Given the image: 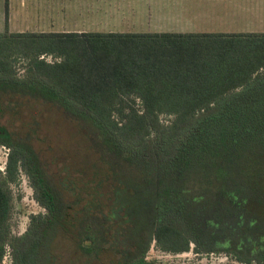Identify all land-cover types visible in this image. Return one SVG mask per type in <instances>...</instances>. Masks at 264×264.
<instances>
[{
	"label": "trees",
	"instance_id": "trees-1",
	"mask_svg": "<svg viewBox=\"0 0 264 264\" xmlns=\"http://www.w3.org/2000/svg\"><path fill=\"white\" fill-rule=\"evenodd\" d=\"M5 14L0 98L62 108L113 179L109 209L97 197L81 209L84 252L112 237L135 248L127 264H152V241L174 254L264 264V247L231 241L264 224V31H21L9 28L8 0ZM13 107L0 101V112ZM0 129L9 149L0 171V264L7 255L30 264L69 225L80 198L66 200L28 137L1 121ZM20 173L43 211L18 234L11 186ZM253 204L262 206L256 218ZM131 219L141 239H124Z\"/></svg>",
	"mask_w": 264,
	"mask_h": 264
},
{
	"label": "rangeland",
	"instance_id": "rangeland-1",
	"mask_svg": "<svg viewBox=\"0 0 264 264\" xmlns=\"http://www.w3.org/2000/svg\"><path fill=\"white\" fill-rule=\"evenodd\" d=\"M35 2L44 3L47 0H8V8L13 9V13L16 14H13V17L9 16L10 30L145 31L166 28L121 24L116 26H89L86 24L84 26H59L48 18L40 19L38 15L39 8ZM218 6L225 7L223 4H218ZM237 8L239 11L237 9L235 11L239 15L224 14L217 7L218 17L224 22L223 25L195 27L192 30L264 31V25H258L264 23V20L261 19L264 17L250 19L251 17L247 14V3H240ZM5 11L6 0H0V31L6 28ZM64 21L67 23L75 22L69 17ZM82 22H86V20H82ZM169 30L175 29L171 28ZM0 101L3 105L5 103L14 105L11 110L5 108L4 111L0 112L1 123L11 133L28 137V141L45 162L49 174L60 186L68 202L80 198V201L72 206L74 209L73 214H71L73 219L69 225L57 229L49 250L42 255L39 252L35 256L36 260L29 258L31 259V261L29 260L30 264H127L128 253H133L135 248L125 247L122 242V244H115L111 242L112 237L105 243L106 247L97 252H84L78 246L81 227L83 226L80 224V218L84 217V212L81 209L88 203H93L95 197L102 203L101 206L104 210L109 209L113 187L110 170L101 160L99 153L92 148L80 122L67 115L62 108L52 102L29 97H13L10 100L0 98ZM8 152L9 149L6 146L0 145V171L6 167ZM11 190L14 202L11 224L13 231L21 234L27 229L31 214L39 213L43 211V208L33 198V189L29 185L25 174L20 173L18 182L11 186ZM188 196L190 195H185L187 200ZM187 200L185 199V201ZM253 206L254 213L252 215L256 218L262 206L258 204H253ZM93 211L96 216H104L103 214H97L95 210H92V213ZM107 216L110 218L109 222H111L113 215L107 213ZM243 220L247 219H240V221ZM137 222L140 225L139 221ZM137 222L134 219L126 222L124 225V239H127V237L129 239H141ZM245 233H250V238L244 237L242 232L234 234L231 241L238 244L243 241L251 247H264V224L262 222L257 220L255 227ZM140 239L138 242H140ZM114 240H116L115 237ZM30 256L34 258L33 254H30ZM147 260L152 264H244L223 253L197 255L193 250L179 254L166 252L161 250L154 241L151 242L147 252ZM1 264H11L10 256L7 255Z\"/></svg>",
	"mask_w": 264,
	"mask_h": 264
},
{
	"label": "crops",
	"instance_id": "crops-1",
	"mask_svg": "<svg viewBox=\"0 0 264 264\" xmlns=\"http://www.w3.org/2000/svg\"><path fill=\"white\" fill-rule=\"evenodd\" d=\"M35 3L39 8L40 19L48 18L59 26H84L85 24L116 26L121 24L166 27L160 30L145 31H212L192 29L223 25L224 22L218 17L217 7L224 14L239 15L237 5L240 3H247L248 9H246L250 19L264 17V0H47L44 3ZM218 4H223L225 7L222 8V5L218 6ZM13 14H15L13 9H9V16L13 17ZM68 17L75 22H65L64 20ZM261 19L264 20V18ZM258 25H264V23ZM171 28L175 30H169Z\"/></svg>",
	"mask_w": 264,
	"mask_h": 264
},
{
	"label": "flooded vegetation",
	"instance_id": "flooded-vegetation-1",
	"mask_svg": "<svg viewBox=\"0 0 264 264\" xmlns=\"http://www.w3.org/2000/svg\"><path fill=\"white\" fill-rule=\"evenodd\" d=\"M1 130V129H0Z\"/></svg>",
	"mask_w": 264,
	"mask_h": 264
}]
</instances>
